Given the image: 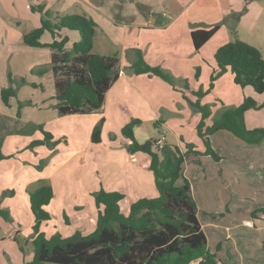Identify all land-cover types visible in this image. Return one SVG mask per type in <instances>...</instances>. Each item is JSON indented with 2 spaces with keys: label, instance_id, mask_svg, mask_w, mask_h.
Masks as SVG:
<instances>
[{
  "label": "crops",
  "instance_id": "obj_1",
  "mask_svg": "<svg viewBox=\"0 0 264 264\" xmlns=\"http://www.w3.org/2000/svg\"><path fill=\"white\" fill-rule=\"evenodd\" d=\"M238 1L240 2L236 3ZM238 1L170 0L162 5L160 14L149 13L145 21L140 19V26L143 30H151L155 27L166 31L172 28L168 37L173 42L185 38L190 40L189 46L183 48L181 53V56L189 58L186 60V63H189L187 65L192 66L193 69L197 68L198 71L208 66L213 73L217 70L214 53L219 47L237 38L259 50L254 42L264 36V0ZM104 3L105 0H0V90L9 85L8 73L15 82L12 88L16 90L15 96L9 99L8 106H4L0 99V112L5 113L12 110L11 113L16 117L18 104H22L20 117H16L15 130L0 137L3 154L8 157L0 161V207L9 212L12 223L8 224L17 228L14 235L22 234L24 240L32 234L25 236L21 215H28L31 228L34 223L26 190L35 188L39 181L49 184L54 194L51 202L45 207L52 219L42 223L40 227L46 237L59 233L66 238L76 231L83 234L85 227H89L92 232L97 217L92 193L101 188L108 192L124 194L133 202L141 198L157 197L158 192L152 173L138 165L143 160L142 154H135L134 161L131 160L129 153L126 154V139L121 136V128L131 119H138L141 123L134 128V137L137 142L143 143L156 139L165 143V127L168 121L172 120V117L178 121L185 120L187 101L183 95L193 100L191 95L183 89V77L177 80L174 89L156 76L135 75L130 65L121 69L118 53L111 49L110 45L105 47L106 51H102L105 49L99 51L95 48L98 46L95 43L96 30L92 52L102 56L115 54L118 59L116 67L118 78L105 93L99 111L64 116L58 114L54 99L55 78L50 70L51 50L29 47L22 43L25 33L40 26L41 16L38 12L32 11L31 7L43 6L54 15L86 14L89 16L87 18H91L96 23L92 11L95 5L104 6ZM244 7L245 13L240 18L232 20L227 18L226 23L220 26L199 50L194 49L191 40L192 31L208 30L218 25L222 17L226 18L227 14L231 13L237 14ZM242 32L247 38H244ZM72 33L73 31L66 30L59 33L60 38L68 37V43L65 45L66 51H69L74 43L71 41ZM218 36L219 39L215 40ZM45 37H49L50 40ZM60 38H53L49 32H45L40 38V43L49 44L53 39L60 40ZM206 50H209L207 53L209 57L213 56L214 62L211 59L198 61L194 58L195 54L204 53ZM161 55V52L146 51L142 57L148 65L159 67L168 73L169 70L161 63ZM43 68L47 71L42 75L31 73L32 70ZM226 73L230 75L229 72ZM21 79H24L25 83L16 88V83ZM188 85L198 90L189 83ZM28 92L31 93L27 97H21ZM38 92L40 97H36ZM31 111L34 114L26 118L25 115ZM100 118H104L101 142L92 144L91 131ZM65 120H68V124ZM50 122L56 123L59 126L58 130L49 127ZM156 122L157 126H155ZM198 123L197 120L196 124ZM38 125H42L43 130L49 132L54 140L61 139L63 143L61 142L53 150L42 146L30 151L27 149L30 142L26 146L7 149L6 143L12 140L10 136H14L16 140L22 135L35 136L38 130H34L33 127ZM176 132L179 134L182 130ZM225 132L217 131L209 137L213 150L221 157L223 156L222 159L215 162L210 156L189 154L184 159L183 174L190 182L191 195L197 205V218L206 236L208 247L209 240L199 220L200 210L194 195L195 180L199 179L201 182L203 191L199 198L202 201V212L210 228L212 226L214 232L217 233L215 251L213 252L208 247L209 251L216 255V259L223 264H264V215L259 218L252 217L256 210L264 206V145L262 142L261 145L246 144L244 146L243 144L242 146L240 142L234 141V138ZM111 134L115 139L107 140ZM222 135L233 146L219 145L215 137ZM40 139L42 135L33 140ZM181 139L184 141L182 137L177 140V143H166L184 150ZM199 145H203L200 139ZM41 151L44 155L39 153ZM196 151L203 152L204 149ZM226 151L232 153L231 162L233 164L230 174L234 170V173L239 176L249 177L248 181H242L240 178L237 179L233 173L237 181L236 184L230 181V184L233 185L232 190L234 188L233 191L237 195L234 201L247 202L246 216H251V219L241 220L239 217V223H229L222 230L218 228L219 225L233 215L229 205L225 204V201L231 200L233 194L227 190V179L225 178L227 175L225 170L221 169L226 158L222 154ZM40 160H47L46 168L37 171L34 167ZM215 167L218 170H209ZM244 183H247L246 187ZM63 215L66 216V221ZM246 216L244 217L248 218ZM58 218L62 219L63 224L54 226L51 233L45 232L44 228L49 223L54 224L53 220ZM248 220L253 222L251 227L244 225ZM3 223L6 222L0 219V224ZM27 231L29 232V229ZM244 234H248V239L242 238Z\"/></svg>",
  "mask_w": 264,
  "mask_h": 264
},
{
  "label": "trees",
  "instance_id": "obj_2",
  "mask_svg": "<svg viewBox=\"0 0 264 264\" xmlns=\"http://www.w3.org/2000/svg\"><path fill=\"white\" fill-rule=\"evenodd\" d=\"M31 10L40 14V26L25 33L22 43L51 50L50 70L55 78L54 99L58 114L64 116L99 111L105 93L118 78V59L115 54L102 56L92 52L96 23L83 15H54L43 6H32ZM218 28L219 25H215L208 30L192 31L194 49L199 50ZM62 30L77 32L80 36V40L73 43L69 51L65 50L68 37L59 36ZM45 32L60 40L53 39L49 44H41L40 38ZM214 60L217 70L210 76L206 91L194 90L186 81L182 84L193 100L185 95L183 98L200 114L196 134L203 143L204 151L197 152L192 143H184V150L167 143L158 147L156 139L139 143L134 137V128L141 121L131 119L120 133L126 139L132 161L135 160V154H142L143 160L138 165L152 173L157 197L133 202L124 194L101 188L92 193L97 217L91 233L83 235L76 231L66 238L59 233L46 237L40 227L52 219L45 207L54 194L49 184L39 181L35 188L26 190L34 223L31 239L33 257L25 264H223L207 247L206 236L197 218V205L191 195V185L183 174V164L189 154L206 155L215 162L220 161L222 157L213 150L209 138L217 131H226L247 145H259L263 141L264 129H248L244 115L250 109L264 108V103L259 105L252 98H244L238 107L223 110L217 121L206 126L210 113L201 100L212 90L213 82L226 72L230 73L235 85L241 88L249 86L256 94H263L264 58L257 48L234 38L215 51ZM130 69L135 75L156 76L176 88L178 81L161 68L148 65L141 52H137V59ZM46 71L43 68L32 70L31 73L42 75ZM7 78L8 87L0 90L4 106H8L9 99L16 94L12 88L15 82L9 73ZM24 83V79L19 80L16 88ZM21 107L19 103L16 117H20ZM103 124L104 118H101L93 127L90 136L92 143L101 142ZM33 129L41 133L42 139L31 141L28 149L44 146L53 150L58 144L49 132L43 130L42 125ZM110 139L114 140L115 137L110 136ZM7 158L0 140V161ZM43 166L41 160L39 170ZM261 215H264V206L256 210L252 217L259 218ZM0 219L12 223L9 212L1 207ZM63 219L67 220L65 215Z\"/></svg>",
  "mask_w": 264,
  "mask_h": 264
},
{
  "label": "rangeland",
  "instance_id": "obj_3",
  "mask_svg": "<svg viewBox=\"0 0 264 264\" xmlns=\"http://www.w3.org/2000/svg\"><path fill=\"white\" fill-rule=\"evenodd\" d=\"M169 1L170 0H105L104 6L95 5V8L92 11L96 19L95 21L97 23L96 24L97 35L95 37V43H97L98 46H96L95 48L101 51L102 49H105L106 46L110 45L111 49H114V51L118 53L119 67L121 69L131 65L132 62H134L137 59V52H141L143 56H144V52L146 51L161 52L162 54L160 56V58L162 59L161 63L166 69L169 70L168 73L170 75H172L176 80H179L180 77H183L184 81L188 82L195 89L206 91L209 87L210 76L212 75V72L210 71L211 69L208 66H204L203 70L202 71L199 70L198 76H196L197 68L193 69L192 66L187 65L189 63H186V60L189 58L186 56H181L183 48L188 47L190 44L189 39L186 38L184 40L178 39V41L173 42L168 37L169 31H171L172 28L166 31L158 30L155 27L152 28L151 30H143L142 26H140L141 23L140 19L145 21V18L149 13L152 15L160 14L162 5ZM230 1L236 2V0H230ZM239 2L240 1L236 3ZM244 13H245V7L237 14L235 13L233 14L231 13L229 15L227 14L226 18L222 17L220 19L221 21L218 23L219 27L226 23L227 18H229V20H232L233 18L234 19L240 18ZM263 15H264V9H263ZM84 16L89 17L86 14ZM21 17L23 18V15ZM165 21L168 22V20ZM173 26H175V24ZM72 34H73V38H71V41L74 43L78 42L80 40L79 34L77 32H73ZM242 35H244V38H247V36H245V33L242 32ZM219 36L215 40H218ZM45 38L50 40L49 37H45ZM42 42H44V39H42ZM107 42H109V44H107ZM254 43L257 45L264 58V36L259 37V39L256 40V42ZM102 51H106V49ZM208 51L209 50H206L204 53L195 54L194 58L198 59V61L201 60L207 61L211 59L214 62L213 56L209 57L207 53ZM30 93L28 92L26 93V95L24 93L21 97H27ZM36 97H40L39 92L38 95H36ZM244 98H252L259 105L264 103V93L259 95L256 94L253 91V89L249 86L241 88L237 85H234L232 78L228 73H225L224 75L220 76L219 79L213 82L212 90L208 94H206L202 100V105L206 106L210 113L208 120L205 122L206 126H211L213 122L217 121L223 110L238 107L242 103ZM186 104H187V113L185 116V120L178 121L177 119L172 117L173 121L172 120L168 121V125L167 127H165V137H166L165 143L166 142L177 143V140L183 137L184 139V141L182 142L183 147H184V143H192L196 146V150H203L204 147L203 145H199V139L196 134V125H197L196 123L197 120L200 121L199 118L200 115L198 111H196L193 107H191L188 101ZM11 111L12 110H8L5 113L0 112V137H3L6 133H9V131L11 130L12 131L15 130V124L17 123L16 122L17 120L15 115L12 114ZM33 114L34 113L31 111V113L30 112L27 113L25 117L28 118V116H32ZM99 120L97 121V123L99 122ZM65 122L68 124V120H65ZM244 122H245V126L248 129H257V128L264 129V108L259 110H253V109L248 110L244 115ZM48 125L49 127H54L52 129L58 130L59 126H57L56 123L50 122L48 123ZM177 130H182V132L177 134L176 132ZM225 134H228L229 136L234 138V141L236 140L240 142L242 146L243 144L244 146L246 145L245 143H242L241 141L236 139V137H234L232 134H229L228 132H225ZM112 135L113 134L109 135L108 138L106 136L107 140H109L110 136ZM35 137H39V138L41 137L39 131L36 132L35 136L22 135L21 137L18 138V140H16L14 136H10L9 138L12 140H9L6 143V147L8 150H12L16 146H20V147L26 146L28 145L29 142L35 139ZM215 140L219 143V145L226 144L229 146H233V144L231 142H228L227 141L228 139L224 138L223 135L220 137H215ZM54 141L58 142V144L55 146L56 148L63 140L61 141V139H58ZM262 142L264 145V139ZM262 142L259 145H261ZM229 146H224V147L228 148ZM28 150L31 151L32 149H28ZM125 152L126 154L129 153L127 148L125 149ZM39 153L41 155H44L43 151ZM222 155H224V158L225 157L226 158L224 159L225 162L221 166V169L225 170L227 175V177H225L227 179L226 181L227 190L228 192L233 194L231 200L225 201V204L229 205V207L231 208L233 215L219 225L220 227L218 228L223 230L227 225H229V223L231 224L239 223V217L241 220H244V219H251V216L249 215L246 216V212H247L246 201L243 202L234 201L235 196L237 195L233 191L234 188L232 190L233 185L230 184V181L236 184L237 180L235 181V178L233 176L234 170L232 174H230L231 167L233 164L231 162L232 153L230 151H226ZM39 162L37 163V166L34 167V169L37 171L39 170L38 168ZM43 162H44L43 168H46L47 160H44ZM212 169L218 170L217 167L211 168L209 170L212 171ZM235 175L237 176V179L240 178L242 179V181L249 180V177L242 175L239 176L237 174ZM243 185L244 187H246L247 183H244ZM202 191L203 189L200 180L199 179L195 180L194 195L199 205V210H200L199 220L208 237L209 240L208 247L210 250L214 252L216 245L215 239L217 237V233L214 232L213 230L214 228L212 226H211L212 229L210 228V225L208 224V220H206L205 215L202 212V201L199 198L202 195ZM83 203L86 204V202ZM21 214H23V212ZM21 216L23 219L21 221L22 225H24L25 227L24 228L25 236L32 234L33 229L31 228L30 225V218L28 217L27 214ZM244 216L248 218H245ZM53 223L54 224L49 223V225L44 228V231L47 233H51L54 226H58V225L60 226L61 223L63 224L61 218H58L57 220L54 219ZM16 229H17L16 226H12L11 224L8 223L0 224V248H1L0 264H25L26 262H29L32 259L33 256V247L31 244L32 235H30L25 240L23 239L22 245L19 246L17 242V237H15L14 235ZM27 229H29V232L27 231ZM90 232L91 229L89 227L83 228L84 235L89 234ZM19 236L22 237L23 235L19 234ZM247 237H249L248 234L242 235L243 239H248Z\"/></svg>",
  "mask_w": 264,
  "mask_h": 264
},
{
  "label": "built area",
  "instance_id": "obj_4",
  "mask_svg": "<svg viewBox=\"0 0 264 264\" xmlns=\"http://www.w3.org/2000/svg\"><path fill=\"white\" fill-rule=\"evenodd\" d=\"M156 145H157L158 147H162V145H163L162 140H157V141H156ZM244 225L247 226V227H251V226L253 225V222H252L251 220H248V221H246V222L244 223Z\"/></svg>",
  "mask_w": 264,
  "mask_h": 264
},
{
  "label": "water",
  "instance_id": "obj_5",
  "mask_svg": "<svg viewBox=\"0 0 264 264\" xmlns=\"http://www.w3.org/2000/svg\"><path fill=\"white\" fill-rule=\"evenodd\" d=\"M17 242H18L19 246L22 245V243H23V239H22L21 236H18V237H17Z\"/></svg>",
  "mask_w": 264,
  "mask_h": 264
}]
</instances>
